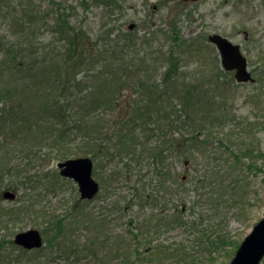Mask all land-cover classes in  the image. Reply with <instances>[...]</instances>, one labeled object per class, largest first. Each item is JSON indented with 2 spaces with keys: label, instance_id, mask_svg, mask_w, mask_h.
I'll return each mask as SVG.
<instances>
[{
  "label": "rangeland",
  "instance_id": "rangeland-1",
  "mask_svg": "<svg viewBox=\"0 0 264 264\" xmlns=\"http://www.w3.org/2000/svg\"><path fill=\"white\" fill-rule=\"evenodd\" d=\"M130 24L134 29H128ZM68 27L92 40L110 34V42L118 41L120 46L106 52V61L113 55L123 57V71L142 76V71L157 76V65L161 62L164 69L168 53H174L182 66L181 79L200 89L195 102H201L205 122L210 112L219 120L208 133L213 139L206 138L209 145L204 155H196L188 166L180 161L171 165L187 188L181 198L169 197L170 182L156 198H144L159 188L150 163L146 161L141 167L133 164L134 175L129 180L117 159L110 165L114 177L105 179L103 187L100 177L106 175H94L102 188L93 200L81 201L77 185L62 178L56 168L63 160L58 157L61 144L51 148L36 140L26 141L30 155L15 153L12 170L0 181L1 214L6 209L16 213L6 215L9 219L0 224V263L229 264L240 243L264 217V0H0V60L4 58L3 49L13 44L10 51L17 50L18 55L11 53L12 57H27L35 68L33 60L41 58L44 67L36 73L44 72L53 56L61 52ZM213 34L239 47L255 83L237 84L233 73L222 68L218 49L208 40ZM143 56L148 59L145 67ZM114 69L111 63L98 60L81 69L78 78L88 74V82H94L97 71ZM196 72L204 76L199 79ZM212 76H217L216 82L210 79ZM82 79L86 80L80 87L88 88L87 78ZM9 80L4 76L0 85L14 86ZM179 84L184 85L179 90L185 88V83ZM15 146L13 143L11 147ZM231 154L239 162L237 172L227 173L223 182L206 180L198 191L195 181L202 178L208 165L227 166ZM243 178L246 184L242 182L230 196L224 188L229 183L238 185ZM4 190L14 192L15 200H4ZM138 194L142 198H135ZM130 200L134 202L129 204ZM172 204L183 205L185 223L172 229L154 226L159 218L172 226ZM144 218L153 222L145 234L140 230ZM102 219L107 224L98 235L93 221ZM55 223L62 226L57 238ZM34 229L42 235L39 249L20 252L1 243L13 242L17 233ZM217 236H221L218 241ZM109 238L106 246L101 245L100 241ZM214 240L216 243L210 245ZM115 242L111 251L110 244ZM159 246L170 251H147ZM179 248L182 251L172 257L171 249Z\"/></svg>",
  "mask_w": 264,
  "mask_h": 264
},
{
  "label": "trees",
  "instance_id": "trees-1",
  "mask_svg": "<svg viewBox=\"0 0 264 264\" xmlns=\"http://www.w3.org/2000/svg\"><path fill=\"white\" fill-rule=\"evenodd\" d=\"M172 32L177 35L175 29ZM66 33L67 37L63 42L67 44V48H64L63 44L61 52L53 56L49 68L41 73H36L44 67L41 58L33 60L37 69L29 64L27 57H12L15 53L10 51L13 44L3 49L0 79L7 76L14 86L0 85V105H4L0 107V181L5 172L12 170L13 155L15 153L17 156L30 155L29 149L25 147L26 141L36 140L51 148L61 144L58 151V157L61 159L90 156L94 161V175L99 176L100 172L102 176L106 175L105 178L100 177L103 187L106 186L105 179L114 177L113 166H110L114 160L122 162L126 179L129 180L134 175L133 164L141 167L142 163L148 161L153 179L158 181L159 188L157 193L152 191V194H147L144 198H156L159 191H166L168 182L172 187L171 192L167 193L169 197L181 196L187 188L183 179L172 172L171 165L175 161H180L188 166L191 159L193 161L197 159L196 155H204L209 145L206 138L211 141L213 139L208 133L217 126L219 119L210 112L209 120L205 122V111L202 110L201 102L198 104L195 102L199 98L200 89L187 84L189 80L181 79L182 66L179 58L170 52L166 58L167 66L162 69L161 62L157 65L160 69L157 76L156 74L150 76L147 71H142L145 75L142 76L139 72L123 71L125 66L123 57L113 55L106 61V52L117 50L120 46L118 41L113 44L110 42L112 40L109 39L110 34L92 40L86 34L75 32L69 27ZM128 46L136 47L132 43ZM143 59L147 61L143 65L145 67L148 59L145 56ZM98 60L111 63L115 69L109 72L97 71L93 77L94 82H88L90 77L88 74L83 75L87 78L85 85L88 83L90 85L88 88H81L86 80L82 79L83 76L78 78L81 69L88 68ZM130 68L133 69L134 66ZM133 75L138 78L130 79ZM195 75L199 79L204 76L200 72H196ZM210 79L216 82L217 76ZM178 82L185 83V88L179 90L184 85H176ZM211 100L214 101L213 98ZM49 140L52 141V145L48 144ZM13 143L17 146L11 147ZM231 156L232 158L228 157L227 166L208 165L202 178L195 181L199 187L198 191L206 180L213 183L223 182L227 173L232 175L237 172L239 162L234 154ZM137 179L140 181L141 177ZM242 182L243 185L246 184L243 178L238 185L229 183L224 189L233 196L242 186ZM135 198H142V195L138 194ZM131 201L134 202L130 200L128 203ZM3 210L0 208V224L9 219L6 215H16L9 209L1 214ZM171 211L169 217L172 219V226L162 218L157 219L154 226L172 229L175 225L185 223L182 221L185 211L183 205L172 204ZM93 224L100 235L105 231L107 223L102 219L99 222L93 221ZM152 225V220L144 218L140 230L143 234L148 233ZM54 226L57 238L61 234L62 226L58 223ZM220 238L221 236H217L216 241ZM109 241L110 238L100 243L106 246ZM118 241L123 244L122 239ZM1 243L14 250L24 251L16 247L12 241ZM215 243L214 240L210 245ZM110 245L112 251L116 242ZM152 250L161 253L170 251L162 246L147 251L152 253ZM171 251L173 257L182 250L179 248ZM166 258L167 256L163 262ZM120 263L122 264L121 261Z\"/></svg>",
  "mask_w": 264,
  "mask_h": 264
},
{
  "label": "water",
  "instance_id": "water-1",
  "mask_svg": "<svg viewBox=\"0 0 264 264\" xmlns=\"http://www.w3.org/2000/svg\"><path fill=\"white\" fill-rule=\"evenodd\" d=\"M210 42L216 44L222 58V66L227 71H234L238 83L254 82L251 73L247 71L245 59L239 52V47L232 45L218 35L209 37ZM60 175L74 180L82 200L93 199L99 191V184L92 176L93 162L90 158L68 159L57 164ZM13 192L3 193L5 200H14ZM14 243L27 249H38L42 246V238L37 230L18 233ZM264 258V218L252 229L243 240L232 261L229 264H260Z\"/></svg>",
  "mask_w": 264,
  "mask_h": 264
},
{
  "label": "flooded vegetation",
  "instance_id": "flooded-vegetation-1",
  "mask_svg": "<svg viewBox=\"0 0 264 264\" xmlns=\"http://www.w3.org/2000/svg\"><path fill=\"white\" fill-rule=\"evenodd\" d=\"M40 233V232H39ZM41 234V233H40ZM16 246V245H15ZM17 247V246H16Z\"/></svg>",
  "mask_w": 264,
  "mask_h": 264
}]
</instances>
